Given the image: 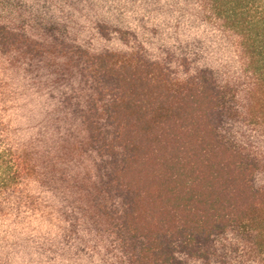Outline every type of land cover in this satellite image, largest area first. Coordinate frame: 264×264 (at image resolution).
Masks as SVG:
<instances>
[{"label": "trees", "instance_id": "16d2710c", "mask_svg": "<svg viewBox=\"0 0 264 264\" xmlns=\"http://www.w3.org/2000/svg\"><path fill=\"white\" fill-rule=\"evenodd\" d=\"M0 264H264V0H0Z\"/></svg>", "mask_w": 264, "mask_h": 264}]
</instances>
